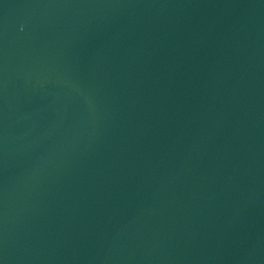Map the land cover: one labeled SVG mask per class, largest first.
Wrapping results in <instances>:
<instances>
[{
  "label": "water",
  "instance_id": "obj_1",
  "mask_svg": "<svg viewBox=\"0 0 264 264\" xmlns=\"http://www.w3.org/2000/svg\"><path fill=\"white\" fill-rule=\"evenodd\" d=\"M0 264H264V0H0Z\"/></svg>",
  "mask_w": 264,
  "mask_h": 264
}]
</instances>
